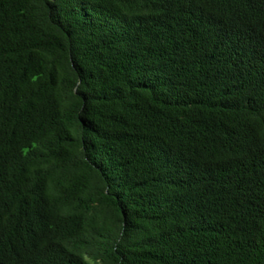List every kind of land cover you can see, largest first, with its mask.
<instances>
[{
  "label": "trees",
  "instance_id": "1",
  "mask_svg": "<svg viewBox=\"0 0 264 264\" xmlns=\"http://www.w3.org/2000/svg\"><path fill=\"white\" fill-rule=\"evenodd\" d=\"M0 264H264V0H0Z\"/></svg>",
  "mask_w": 264,
  "mask_h": 264
},
{
  "label": "rangeland",
  "instance_id": "2",
  "mask_svg": "<svg viewBox=\"0 0 264 264\" xmlns=\"http://www.w3.org/2000/svg\"><path fill=\"white\" fill-rule=\"evenodd\" d=\"M57 188H58L57 180H56L55 176H53V178L49 181V190H50L52 196L56 195V193H57L56 189ZM65 240L69 241L70 239L69 238H65Z\"/></svg>",
  "mask_w": 264,
  "mask_h": 264
}]
</instances>
